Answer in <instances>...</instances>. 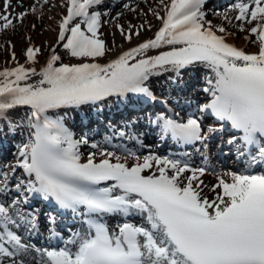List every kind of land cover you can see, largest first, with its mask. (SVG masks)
<instances>
[{
    "label": "snow or ice",
    "instance_id": "6c2138e0",
    "mask_svg": "<svg viewBox=\"0 0 264 264\" xmlns=\"http://www.w3.org/2000/svg\"><path fill=\"white\" fill-rule=\"evenodd\" d=\"M208 2L160 0L162 12L151 13L160 22L153 37L100 63L112 51L100 31L108 13L98 9L105 0H64L60 7L66 15L45 63L37 69L41 48L28 37L25 64L0 70V120L13 135L18 129L27 132L15 164L0 169V195L15 193L10 204L0 202V264H264V171L257 170L264 169V0L233 3L230 11L237 14L223 13L218 25L207 18ZM49 3L34 0L16 12L12 0H2L0 34L23 26L37 6ZM17 7H24L23 0ZM225 25L245 33L257 51L230 43L235 34ZM116 27L131 44L152 26L145 21ZM58 47L80 62L63 63ZM201 75L207 98L194 111L169 115L164 99L161 111L144 117L160 140L191 146L201 158L199 166L188 152L141 156L123 146L119 156L90 142L86 133L77 138L67 126L70 113L85 107L99 111L108 102L133 98L155 104L153 78L164 77L166 86L175 87L186 76ZM185 104L192 106L190 100ZM17 110L22 115L13 120L10 114ZM206 119L212 123L205 126ZM139 122L137 117L127 127ZM223 132L243 161L239 170H217L211 163L209 143ZM114 135L144 147L123 129ZM113 138L106 136L105 143ZM84 147L95 151L85 157ZM209 174L215 183H205ZM33 197L78 220L80 230L63 246L54 216L48 218V242L56 240L57 246L26 243L10 227L23 226L29 237L38 231L36 211L21 207ZM116 217L120 222L110 227L108 220Z\"/></svg>",
    "mask_w": 264,
    "mask_h": 264
},
{
    "label": "rangeland",
    "instance_id": "374dc122",
    "mask_svg": "<svg viewBox=\"0 0 264 264\" xmlns=\"http://www.w3.org/2000/svg\"><path fill=\"white\" fill-rule=\"evenodd\" d=\"M2 0H0V7L2 8ZM156 3H160V0H154ZM17 2L18 0H12V7L15 9L16 12H20L21 11V7H17ZM145 11H148V7L145 6L144 7ZM152 11H148V13H146L145 17L148 19V21H151L152 18ZM141 12L139 11H135L134 13L131 12L129 15L124 14L122 15L117 21L119 24H123L125 28H127L128 26H125V23L132 24L135 25L137 23V19L138 18H142V16L140 15ZM56 24V20L53 21ZM47 23V22H46ZM35 23H30V22H26L24 23L23 26H17L15 31H9L6 34H0V64L4 63V60H8V56H9V49H10V53H13L18 51L21 52L23 51L21 48V45H24V40H25V36L26 33H28L29 31H32L33 34L35 35L34 37H36V39H34L33 45L35 47L41 48V54L38 55L37 59L38 61H40L41 59H43V57L47 54V52L49 51V48L53 45V41H54V35L55 33L51 34L50 37H40L42 32L45 31L44 30V24L41 25H36L35 30L32 29V25ZM38 24V22H37ZM226 27H229V30H236V28L230 27L228 25H225ZM40 31V36L38 35ZM102 33L101 38L105 40L106 45L108 48L112 49L111 52H109L105 57L103 58H99V61H103L105 59H107V57L118 47V45H116V43L113 41L112 38L109 37V35L104 34V30L101 29L100 30ZM14 45V48L12 47ZM10 47V48H9ZM63 48L59 47V51L62 53ZM62 55L64 56V58H67V56H65L64 53H62ZM12 58V57H11ZM10 58V59H11ZM25 57H22V53L21 55H19V57L16 58L15 62L20 63V64H25ZM3 61V62H2Z\"/></svg>",
    "mask_w": 264,
    "mask_h": 264
},
{
    "label": "bare ground",
    "instance_id": "6f19581e",
    "mask_svg": "<svg viewBox=\"0 0 264 264\" xmlns=\"http://www.w3.org/2000/svg\"><path fill=\"white\" fill-rule=\"evenodd\" d=\"M33 3H34V0H33ZM49 4H52V5H55L54 7L57 9L58 8V4H57V0H50V3ZM32 5V4H31ZM155 6V5H154ZM41 9L40 11L43 13L44 15V18L46 19H50V17H52V9L46 7V5H40ZM143 6H139V9H141ZM28 7H26L25 9H28ZM144 10V8H142L141 12ZM152 10L154 11H161L162 12V7L161 8H155ZM30 17H33L34 19H38V15H37V12L35 15H32L30 14L29 15ZM235 15H233L234 17ZM231 17V16H230ZM145 21H147L146 19H142V20H138L137 23H136V26L138 27L140 24L144 23ZM148 22V21H147ZM234 22V20H233ZM151 24V30L150 31H142L141 32V35L137 38V37H133V40L131 42V44H129V42L125 41L124 42L122 41V38L121 36L119 35V30L117 29L116 25L115 24H112L111 25V28L107 29V32L109 35L112 36V39L113 41L116 43V45H118V49L116 50V53L114 55V57L122 50H127L129 47H133V46H136V44L140 43V42H143L144 40L146 39H149V38H152L153 35H154V32L156 30H158V27L160 25V22L155 18V16H153V19H152V22H148ZM235 23V22H234ZM47 28L44 29L45 31L42 32L41 36H40V31L38 33V35L42 38L44 37H50L51 36V33L53 32L52 31V27L49 28L51 24L47 23ZM52 31V32H51ZM234 34H235V38H230L229 39V42L231 43H235L237 42L238 43V46L243 48L245 47L247 44H249L250 42L249 41H246L244 39V35L245 33H241L239 32L238 30L235 31L233 30ZM232 32V31H231ZM32 36H35L34 34H32ZM34 39H36V37H34ZM26 42L29 43L28 39L26 40ZM25 46V44L23 45ZM122 46V47H121ZM115 52V51H114ZM45 60H46V57L41 61V63L39 64V66L37 67V69L40 68V66H42L44 63H45ZM7 61V60H5ZM107 63V62H105ZM14 67V64L12 62H6V63H2L1 67H0V70H3L4 68H13ZM130 163H132V161H130ZM205 180V183H208V184H212V182L215 183V178L212 176V175H206L204 178Z\"/></svg>",
    "mask_w": 264,
    "mask_h": 264
}]
</instances>
